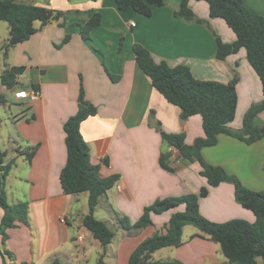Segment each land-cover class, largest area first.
<instances>
[{
    "label": "crops",
    "instance_id": "1",
    "mask_svg": "<svg viewBox=\"0 0 264 264\" xmlns=\"http://www.w3.org/2000/svg\"><path fill=\"white\" fill-rule=\"evenodd\" d=\"M242 1L248 11L264 14V0ZM180 3L165 0L146 17L133 9L120 11L114 0L28 2L61 11L64 17L44 27L35 23L37 32L9 49L0 68L2 73L6 68L22 67L21 88L33 86L40 92L36 102L27 104L16 101L13 89L8 90L22 108L0 117V142L5 144L0 150L5 154L4 163H12L4 180L6 200L9 205L28 204L27 224L7 230L5 243L0 235V248L9 251L16 264H97L103 253L82 225L88 213V194L84 199L83 193L65 195L59 181L66 162L63 124L77 112L80 88L84 99L96 108V115L80 124L90 162L99 167L100 177H117L94 213L114 234L103 255L105 264H128L133 250L184 207L151 215L153 225L133 234L121 229L117 218L133 225L155 201L197 194L203 187L208 188V195L199 200V212L205 219L254 222L253 214L235 202L233 186L208 187L197 162L171 160L173 172L160 167L163 144L150 123V113L154 112L164 131L184 134L188 145L204 135L202 120L200 116L180 120L179 108L168 103L138 68L134 44L144 47L155 63L188 67L197 80L228 84L237 76L235 117L228 124L231 130L240 131L245 114L263 99L262 84L245 49L222 61L216 59L217 38L226 45L236 41L225 21L210 17L208 3L196 0H190L188 8L201 23L176 18L173 13ZM96 13L100 23L90 27L89 20ZM81 27L86 28L88 40L82 38ZM67 35L69 41L62 44ZM4 89L1 85L0 92ZM3 96L1 105L6 102ZM253 123L264 127V111ZM32 152L28 159L26 154ZM201 155L208 165L221 167L247 189L264 192V138L247 145L221 134L217 144L204 148ZM2 216L0 209V219ZM190 227L183 228L180 247L160 249L152 258L222 264L219 246L193 237L198 231Z\"/></svg>",
    "mask_w": 264,
    "mask_h": 264
},
{
    "label": "trees",
    "instance_id": "2",
    "mask_svg": "<svg viewBox=\"0 0 264 264\" xmlns=\"http://www.w3.org/2000/svg\"><path fill=\"white\" fill-rule=\"evenodd\" d=\"M95 1V0H69ZM120 11L133 9L143 16H149L152 7H162L165 0H114ZM190 0H181L179 9L173 13L176 18L186 21H200L188 8ZM205 1L209 6L212 18H220L236 35L233 44H222L216 39V59L224 60L228 55L237 53L241 48L246 50L247 60L258 75L262 84V102L251 108L242 120L240 131L231 130L228 124L234 120L237 106L236 84L237 76L228 84L195 79L189 68L183 65L170 68L165 62L155 63L148 51L139 44H134L132 52L138 68L150 79L152 87L164 99L179 108L180 120L185 121L192 116H200L204 135L194 140L191 145L185 143L184 134L168 133L163 130L160 122L150 113V123L159 133L163 149L159 164L162 169L173 172L168 148L178 151L182 160L197 162L201 167L200 175L205 178L208 187H217L222 183L231 184L234 188L235 202L249 210L254 216V222L234 219L225 223H214L205 219L199 212V200L208 195V188L203 187L197 194H186L179 197H169L155 201L144 208L139 220L130 225L124 218H117L121 229L136 233L152 226L151 215H160L179 206L184 211L174 213L169 221L150 237L142 241L130 254L128 264H183L171 260H154L153 254L163 248H178L183 244L182 231L186 226L195 228L198 233L193 237L206 239L217 244L224 257L222 264H264V192H255L244 187L235 176L228 175L221 167L208 165L202 158L204 148L217 144L218 136L224 134L247 145L264 138V127L256 126L253 119L264 111V14L257 15L248 11L242 0H196ZM64 13L45 7L25 3L24 0H0V22L8 24V38L1 47L3 58L7 51L16 45L27 41L37 32L35 23L44 27L57 22ZM100 15L93 14L89 26H97ZM84 40H88L86 28L80 29ZM70 37L67 35L62 44ZM22 67L6 68L0 75V84L7 90L21 88L18 78L22 75ZM33 87V86H31ZM2 97H0V100ZM96 115V108L88 103L80 88L77 112L63 124L66 162L62 168L59 181L65 195L87 193L88 213L83 217V227L97 240L103 250L97 264H105L103 255L106 247L114 237L111 229L95 218L94 213L102 196L112 189L117 177L102 178L99 167L90 162L89 149L80 134V124L87 118ZM33 152L26 154L28 159ZM5 154L0 150V209L3 216L0 219V235L2 243L7 240V230L17 224H27L28 204L20 202L9 205L4 190V180L10 171L12 163H4ZM264 171V167H263ZM2 264H16L12 254L0 248Z\"/></svg>",
    "mask_w": 264,
    "mask_h": 264
},
{
    "label": "rangeland",
    "instance_id": "3",
    "mask_svg": "<svg viewBox=\"0 0 264 264\" xmlns=\"http://www.w3.org/2000/svg\"><path fill=\"white\" fill-rule=\"evenodd\" d=\"M36 1H39V2H41V1H44V0H24V2L26 3H34V2H36ZM7 38H8V24L7 23H5V22H0V47H2L5 43H6V40H7ZM1 51V50H0ZM4 52V51H3ZM5 59V58H4ZM4 59H3V55L2 54H0V68L1 67H3V62H4ZM1 74V73H0ZM0 88H1V84H0ZM0 93H2V94H0V95H4L3 97L5 98V100H6V102L3 104V105H1L0 104V117H2V116H4L7 112H9V110H11L12 112H15V111H17L19 108H22L20 105H18V104H15V101H14V99L12 98V95H11V93H10V91H8V90H6V89H4V90H2V92H0ZM25 114L27 113V112H24ZM23 113V114H24ZM27 115H28V113H27ZM0 147H1V149H3L4 147H5V144L4 143H2V142H0ZM83 197V199L85 198V196H87V193H83V195H82ZM99 218L101 217V216H98ZM107 226L110 228L111 226L107 223ZM193 227H190L189 229L190 230H193L192 229ZM111 229V228H110Z\"/></svg>",
    "mask_w": 264,
    "mask_h": 264
},
{
    "label": "built area",
    "instance_id": "4",
    "mask_svg": "<svg viewBox=\"0 0 264 264\" xmlns=\"http://www.w3.org/2000/svg\"><path fill=\"white\" fill-rule=\"evenodd\" d=\"M132 26H134L132 24ZM13 97L16 101H21L27 104H33L40 98V92L35 87H30L28 89L25 88H17L13 90ZM168 151L170 153V159L171 160H179V154L178 151L170 147L168 148ZM62 222H64V219H61ZM83 236H80L79 239L82 240Z\"/></svg>",
    "mask_w": 264,
    "mask_h": 264
}]
</instances>
